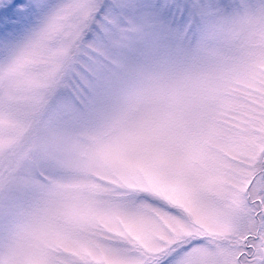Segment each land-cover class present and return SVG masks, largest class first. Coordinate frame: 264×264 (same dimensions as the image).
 <instances>
[{"label":"snow or ice","instance_id":"obj_1","mask_svg":"<svg viewBox=\"0 0 264 264\" xmlns=\"http://www.w3.org/2000/svg\"><path fill=\"white\" fill-rule=\"evenodd\" d=\"M0 264H264V0H0Z\"/></svg>","mask_w":264,"mask_h":264}]
</instances>
